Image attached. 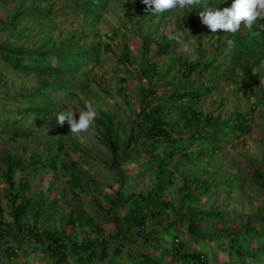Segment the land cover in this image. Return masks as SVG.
<instances>
[{
    "label": "rangeland",
    "instance_id": "obj_1",
    "mask_svg": "<svg viewBox=\"0 0 264 264\" xmlns=\"http://www.w3.org/2000/svg\"><path fill=\"white\" fill-rule=\"evenodd\" d=\"M83 1L85 0H42L38 5L45 11L49 9L51 18L55 16V19L50 20L23 14L32 0H0V49L29 54L48 55L50 52V60L56 64L54 56L63 49L62 42L69 37L80 41V48L101 45L97 48L99 59L93 56L86 68L74 74L50 73L44 76L20 72L13 69L0 55V177L7 171V159L22 157L29 161L32 156L44 157L47 151L45 147H36L34 143L24 146L8 141L3 134L8 128L19 132L28 130L39 137L62 136L66 141L64 151L68 154L61 155V159L64 162L71 160L78 163V167L69 166L64 172L46 174L32 181L35 200L42 198L46 205H54L55 208L54 221L48 224L40 221L38 226L45 229L50 227L52 231L62 230L61 219L68 218L74 212L75 215L93 217L96 225L103 229L102 236L109 238L110 234L114 236L121 225L116 219L112 220L111 216V220H105L99 215L110 208L109 200L120 185L118 173L129 171L135 193H147L153 189L156 171L139 168V163L146 162L148 158H133L117 168L113 163L114 154L103 137L104 131L98 128L102 114H112L115 129L121 137L119 157L125 155L128 152L127 137L131 133L135 136L138 133L140 128L137 125L143 120L142 110L152 100L147 89L153 86L158 94L153 98V105H161L168 119L180 116V108L192 104L204 117L208 114L221 116L219 123L232 124L237 113H242L249 125L247 132L242 134L238 133L230 138L220 135L222 148L207 160L200 159L198 143L189 145L187 155L176 154L174 159L169 160L167 175L172 178L173 184L162 194L163 200L172 201L175 208H178L183 198L179 190L186 177H201L218 183L234 182L237 188L205 196L201 203L206 210L215 207L223 211L227 224L216 225L213 220L201 223V227L225 231L232 226L240 228L248 220L264 216V186L257 178L264 177V76L257 85L245 90L224 79L209 83L215 78V69L222 60L221 55L226 54L227 50L218 47V35L212 37L211 34H205L208 28L202 22L198 24L193 37V28L188 22L189 16L185 9H173L171 16L163 20L158 15L152 19L144 17L147 6L142 0H113L94 21L90 15L69 10ZM179 20L183 24L181 28L177 25ZM11 24L15 25V30L7 26ZM5 26L8 28L4 29ZM116 31L118 32L115 33ZM165 47L167 51L159 54ZM124 55L128 57V61L120 63L119 59ZM149 61L158 64V73L152 77L146 73ZM190 62L199 65L196 71L188 72L186 63ZM200 78L208 83V88L212 89L211 94L204 96L199 102L190 97L175 103L170 100L173 99L176 87L183 90L184 86L192 85L193 94L205 91L201 89ZM81 82L88 83V86L84 89L76 88L72 95L68 92L60 93L51 86L52 83ZM32 93H37L35 96L42 93L41 97H49L58 103V110L49 117L26 114L24 111L27 103L23 100ZM89 102L98 116L88 131L71 134L67 121L63 125L58 123L56 115L59 112L72 108L78 119V112L85 110V105ZM177 131L189 136V130L183 127L179 126ZM23 140L24 138L21 139ZM163 149L160 148L158 152ZM27 174L28 169L16 171L13 178L19 181ZM73 175L81 177L85 190H74L68 185L67 180ZM2 179L0 226L3 222L13 221L7 195L9 186ZM128 207L126 205L119 209L118 216L124 217ZM169 214L174 216L172 211ZM168 218L167 214H163V225H166ZM67 229L72 232L70 228ZM187 229L182 225L180 235L189 241ZM75 232L78 233L79 241L95 235V231L87 226ZM120 241L121 237H117L115 244ZM161 242L166 247L173 246L167 236H163ZM193 246L188 244L189 248ZM3 248L5 247L0 245V252ZM23 248L30 249V242L25 241ZM30 250L32 256L25 258L18 255L12 260L13 264H55L45 253L35 252L32 248ZM212 250L218 254V260L212 261V264H222L227 259L226 252ZM145 253L159 257L162 251L147 250ZM1 258V264H9L4 255ZM165 259L166 264H182L173 261L171 257Z\"/></svg>",
    "mask_w": 264,
    "mask_h": 264
},
{
    "label": "trees",
    "instance_id": "obj_2",
    "mask_svg": "<svg viewBox=\"0 0 264 264\" xmlns=\"http://www.w3.org/2000/svg\"><path fill=\"white\" fill-rule=\"evenodd\" d=\"M41 1L32 0L31 5L23 14L26 13L27 16L39 19L49 18L51 11L49 9L45 11L40 7L38 4ZM111 1L87 0L82 5H77L74 10L97 17ZM231 3L233 0H217L214 5L230 7ZM208 4L212 6L210 2ZM196 6L197 11L195 9L193 12V25H195V15L200 17L199 12L203 9L202 4ZM7 26L15 30L14 24ZM7 26L4 29L8 28ZM261 26L262 24L259 22L254 23L251 29H247L243 33L248 34L246 37L231 40V45L237 48L236 50L240 49V52L235 56L242 57V54L246 52L252 55V49H256L259 53L258 62L264 58V27ZM77 42L62 43L63 49L54 56L57 60L56 65L46 53L29 54L22 51L0 49V55L13 69L20 72H33L41 75L51 72L74 74L86 68L93 56H99L97 53L101 47V45L97 47L92 45L84 49L78 47ZM247 46H252V49ZM166 47L158 53L167 51L168 47ZM144 51L146 52L147 49ZM97 58L99 59V57ZM125 60L128 61V57L124 55L119 59V62L123 63ZM186 66H188V72L198 69L197 63H186ZM258 66V64H255L254 67L247 66L246 70H243V74L238 75L236 74V64L233 63L232 66L226 68L220 65L222 73H216V79L209 83L217 81L220 77L227 78L229 75L228 78H233L234 82L247 88L253 84L252 70ZM157 69L158 64L149 61L146 73L152 77L158 73ZM203 80L199 79L201 89H205V91L193 94L192 85L184 86L183 90L176 87L173 91V99L170 100L175 103V101L190 97L193 101L199 102L204 96L211 94L208 83ZM51 86L59 91L65 90V92L71 93L78 87L86 88L88 83L52 84ZM46 87L48 88V86ZM147 93L152 100L146 104L148 110L146 108L142 110L143 120L137 125L140 129L136 136L131 133L127 137L126 149L128 148V152L122 157H119L118 151L121 137L115 129L113 115L103 113L98 124V128L104 131L103 137L109 145V149L114 154L113 163L117 168H121L133 158H148L146 162L139 163V168L144 171H156L153 189L147 193L134 192L130 182L133 178L129 175V171L123 170L118 173L120 185L109 200L110 208L99 215L105 220H111L109 219L111 216L112 220L116 219L121 225L114 236L110 234L109 238L102 236L103 229L96 225L93 217L75 215L74 212L68 218L61 219L62 230L53 229L52 231L50 227L45 229L38 226L40 221H43L44 224L54 221L55 208L54 205H46L42 198L35 200L32 181L46 174L64 172L67 168L69 169V166L78 167V163L71 160L64 162L61 159V155L67 156L68 154L64 151L66 141L62 136L39 137L28 130L21 132L10 128L4 130L3 134L10 142L20 143L24 146L34 143L36 147H45L47 151L44 157L32 156L29 161H25L22 157L6 161L7 171L0 179L3 178L2 180L6 181L9 186L7 195L10 217L13 221L11 223L3 222L0 226V245L5 247L0 252V264L2 255L9 264H13L12 260L18 255L25 258L32 256L31 248L35 252L45 253L49 259L54 260L55 264H166V257H171L173 261L182 264H212V261L218 260V254L212 249L227 253V259L222 264H264V216L248 220L240 228L232 226L225 231L201 227V223L213 220L216 225L227 224V217L223 211L215 207L206 210L201 206V203L205 196L218 193L221 190L237 188L234 182L218 183L201 177H186L179 190L183 198L178 208H175L172 201L163 200L162 196L173 184L172 178L167 175L169 160L174 159L176 154L187 155L189 145L192 146L196 143L200 147V159H209L222 148L220 135L230 138L232 135L247 132L249 125L246 122V117L242 113H237V118L232 121V124L219 123L221 116L208 114L204 117L201 112L194 109L192 104H187L189 106L180 108V116L168 119L161 105H153V98L158 95L154 86L149 87ZM36 94L32 93L23 100L27 103L24 111L26 114L49 117L58 110V107L49 102V99L41 97L39 93L35 96ZM146 97L144 96V98ZM179 126L189 130L188 137L177 131ZM23 138L24 140L21 141ZM160 148H164L162 152H158ZM60 168L63 170L61 171ZM27 169L28 174L21 177L19 181H15L14 172ZM257 178L264 186V177L258 176ZM67 182L74 190H85L80 176L73 175ZM126 205H129L128 212L124 217H119L118 210ZM171 211L174 215L172 217L169 214ZM0 214H2V209H0ZM163 214L169 216L166 225H163V221H161ZM182 225L188 228L186 235L189 241L180 235ZM84 226L95 231V235L79 241L78 233L75 230ZM67 228H70L72 232H69ZM163 236L168 237L173 245L172 248L166 247L161 242ZM117 237H121V241L115 244ZM25 241L30 242V249L23 248ZM188 244L194 245L193 248H189ZM147 250H161L162 253L157 257L151 253H145Z\"/></svg>",
    "mask_w": 264,
    "mask_h": 264
},
{
    "label": "clouds",
    "instance_id": "obj_3",
    "mask_svg": "<svg viewBox=\"0 0 264 264\" xmlns=\"http://www.w3.org/2000/svg\"><path fill=\"white\" fill-rule=\"evenodd\" d=\"M86 1L87 0L76 3L75 6L71 7V9L69 10L75 11L74 8L77 5L79 4L82 5ZM216 1L217 0H142L143 4L147 6L146 8L147 13L144 15L145 18L150 17L154 19L156 15H158L160 16L161 20H163L171 16V12H173V9H185V11H187L186 12L187 16H189L188 22L193 28L192 30L193 37H194L195 31L198 29V24L200 22H202V24L207 26L208 28L205 34L207 33L211 34L212 37H215L218 35L219 37L218 47L221 49H226L227 53L226 54L224 53L221 55L222 60L217 65V68L215 69L216 72L214 71L215 72L214 79H216V76H217L216 73L218 72L222 73V68H219L220 65H223V68H226V67L232 66V64L234 63L237 65L236 74L242 75L243 70H246L247 66L254 67L255 64H258L259 66L252 70V76H254V80H253L254 82L251 86L247 88L254 87L255 85L259 83L258 82L259 79H261L262 76H264V58L260 62H258L259 53H257L256 49H252V46H247L252 49V55L246 52L242 54V57L235 56L238 52H240V49L236 50L237 48L231 45L232 44L231 40L239 38V37H243V38L246 37L248 34H243V33L246 32L247 29H251L254 23L259 22L260 24H262L261 27H264V0H233V3H231L232 5L230 7H227V6L222 7V5L219 6V4L214 5ZM111 2H109L108 5ZM209 2L212 4V6L208 4ZM197 4H202L203 9H201V11L199 12L200 17H197L195 15L196 17L195 25H193L192 24L193 18H194L193 12L195 9H196L195 11H197V6H196ZM105 10L103 12H105ZM75 12H79V11H75ZM103 12L99 14L97 13L98 14L97 17L101 16ZM148 13L151 15H147ZM85 14L89 15L87 13ZM163 15H165V17H163ZM53 17L51 18L49 15L50 20L55 19V16ZM90 17H92V20L94 21L97 18V17H94L93 15H90ZM40 19H45V17L40 18ZM177 25H178V28H181L183 26L180 20L178 21ZM220 39H223V41H220ZM71 41H78V40L74 39L73 37H69L65 39L62 43L71 42ZM77 44L81 45L80 41H78ZM49 55L50 54H48L47 56ZM49 59H50V56H49ZM54 74L57 75L60 73H54ZM47 75L48 74L44 76H47ZM228 76L227 78L220 77L217 81H214L213 83L218 82L220 79H224V80L230 81L233 84L238 85L243 90L247 89V88H243L240 85V83L234 82L233 78H228ZM214 79H212V81ZM53 88L56 89L55 87ZM57 91L60 93L65 92V90L64 91L57 90ZM211 92H212V89H211ZM39 94L42 96V93H39ZM69 94L72 95V92ZM44 98L49 99V102H51L52 104H55L58 107V103H56L55 101H52L49 97H44ZM78 113H79V118L77 119L76 112L73 111L72 108H68L66 111H62L58 115H56V118L60 125H63L65 121L69 123L71 134L86 132L94 124L98 116V113L95 110L94 106L91 104V102L85 105V110L79 111Z\"/></svg>",
    "mask_w": 264,
    "mask_h": 264
}]
</instances>
